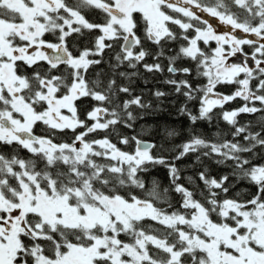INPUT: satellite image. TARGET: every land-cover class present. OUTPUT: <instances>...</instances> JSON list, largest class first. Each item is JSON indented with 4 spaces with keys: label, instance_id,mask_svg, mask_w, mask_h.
I'll list each match as a JSON object with an SVG mask.
<instances>
[{
    "label": "snow or ice",
    "instance_id": "obj_1",
    "mask_svg": "<svg viewBox=\"0 0 264 264\" xmlns=\"http://www.w3.org/2000/svg\"><path fill=\"white\" fill-rule=\"evenodd\" d=\"M141 70L183 97V143L124 133ZM0 264H264V0H0Z\"/></svg>",
    "mask_w": 264,
    "mask_h": 264
},
{
    "label": "trees",
    "instance_id": "obj_2",
    "mask_svg": "<svg viewBox=\"0 0 264 264\" xmlns=\"http://www.w3.org/2000/svg\"><path fill=\"white\" fill-rule=\"evenodd\" d=\"M245 51H249V49L246 47ZM148 62L151 63L152 61L149 60ZM101 67L107 71L106 66L102 65ZM164 78L165 77L160 74H148L141 70L140 76L134 81L135 91L137 93L143 92L145 97L153 102V108L147 113L141 114V118L137 120L136 125L134 126V131L125 129L124 133L127 135L140 133L144 139L153 142H163L165 129H174L180 133V135L171 138L169 143L179 145L188 138L193 126L187 116L180 115L178 112L180 105L184 102L183 97L169 95L167 97L160 98V100L157 101L156 98L151 95V92L156 89L171 92V88L163 83ZM226 90L230 92L232 89L226 88ZM241 103L242 101L237 100L225 107L236 108L239 107ZM189 108L195 113L196 109L193 104H189ZM240 119L242 122H246L248 120H254V117L245 115ZM196 128L209 138L215 136L218 131L227 133L230 130V126L227 125L226 122L219 119L216 120L214 125L198 122ZM68 135L70 136L71 133H68ZM5 150L7 151V149ZM194 159L195 158L191 156L186 157L185 160L180 163V166L185 169V175H193L194 167L197 170H200L198 162L194 165ZM204 166L207 168L209 173L217 178L221 175L228 174L229 171L226 165L216 164L212 160L204 161ZM145 179L149 182L155 179L162 186L167 187L169 183L168 171L165 167L156 165L151 169ZM235 191L243 196L248 191H254V189L250 190L246 187V185L241 183L236 185Z\"/></svg>",
    "mask_w": 264,
    "mask_h": 264
},
{
    "label": "flooded vegetation",
    "instance_id": "obj_3",
    "mask_svg": "<svg viewBox=\"0 0 264 264\" xmlns=\"http://www.w3.org/2000/svg\"><path fill=\"white\" fill-rule=\"evenodd\" d=\"M91 18V17H90ZM96 18H98V14H96ZM218 27V26H217ZM221 27H223V26H221ZM219 28V27H218ZM224 28V27H223ZM220 29V28H219ZM227 30V29H226ZM250 51V50H249ZM234 60H236V61H239V59L236 57V58H233ZM221 91H224V92H228L227 90H226V88H222V89H220ZM90 104V101H85V107H87L88 105Z\"/></svg>",
    "mask_w": 264,
    "mask_h": 264
},
{
    "label": "rangeland",
    "instance_id": "obj_4",
    "mask_svg": "<svg viewBox=\"0 0 264 264\" xmlns=\"http://www.w3.org/2000/svg\"><path fill=\"white\" fill-rule=\"evenodd\" d=\"M217 26L220 28L219 30H221V31H225L227 29V26H224V25H218L217 24ZM221 26H223L224 28ZM237 58L240 59V56L238 55Z\"/></svg>",
    "mask_w": 264,
    "mask_h": 264
}]
</instances>
